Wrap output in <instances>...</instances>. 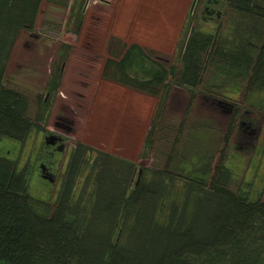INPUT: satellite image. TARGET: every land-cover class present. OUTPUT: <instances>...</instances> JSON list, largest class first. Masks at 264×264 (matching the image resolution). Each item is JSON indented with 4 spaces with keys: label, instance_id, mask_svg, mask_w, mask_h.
<instances>
[{
    "label": "trees",
    "instance_id": "16d2710c",
    "mask_svg": "<svg viewBox=\"0 0 264 264\" xmlns=\"http://www.w3.org/2000/svg\"><path fill=\"white\" fill-rule=\"evenodd\" d=\"M45 1L0 0V139L21 143L38 129L27 117L26 98L4 87L3 76L19 34L33 30ZM68 1L57 4L65 7ZM86 3L72 0L67 32H80ZM205 5H228L247 20L235 26L230 40L191 30L178 68L154 62L136 43L110 42L101 76L157 99L145 151L164 111L169 81L189 92L202 88L207 94L197 95L209 101L217 87L204 83L207 75L222 84L238 81L244 95L264 89V0H205ZM60 66L50 76L48 94L58 88ZM47 102L46 96L42 104ZM231 122L223 147L232 129L236 135L243 129ZM182 124L177 132L183 136L177 133L164 164L155 168L75 143L53 205L30 193L28 166L18 169L16 160L0 155V264H264V193L251 198L240 186L233 190L217 133L204 125L184 132Z\"/></svg>",
    "mask_w": 264,
    "mask_h": 264
},
{
    "label": "rangeland",
    "instance_id": "374dc122",
    "mask_svg": "<svg viewBox=\"0 0 264 264\" xmlns=\"http://www.w3.org/2000/svg\"><path fill=\"white\" fill-rule=\"evenodd\" d=\"M57 2H43L33 30L19 34L3 76L4 87L26 98L27 117L36 122L38 129L21 143L0 139V155L16 160L18 169L30 168L29 191L33 196L53 205L66 161L77 142L139 166L155 168L164 164L167 149L177 133L183 136L177 132L181 122L184 132L198 125L200 129L203 125L210 127L217 133L221 148V137L231 126V120L239 122L244 111L249 112L245 118L254 123L256 131L253 135H236L232 129L222 159L232 172L233 190L240 186L249 191L251 198L264 193V89L244 95V86L238 81L222 84L211 81L212 77L207 75L204 83L217 87L209 92L212 103L197 95L207 94L204 89L189 92L169 81L164 111L156 120L152 145L145 151L144 138L157 99L101 76L112 39L120 45L136 43L151 53L154 62L178 68L180 49L191 30L230 40L235 36V26L246 18L228 5L215 7L214 13L207 14L202 9L205 0H180L177 5L176 0H121V6H114L112 0H87L82 27L74 35L65 29L72 0L65 7ZM139 5L142 12L137 16ZM159 8L164 10L160 15ZM166 18L169 21L165 23ZM161 19L163 23H156ZM62 44L69 48L63 49ZM58 65L60 83L55 92L48 94L50 76ZM191 93L193 98L185 112ZM46 96L48 102L44 105L42 100ZM56 121L70 129L56 127ZM48 132L64 138L63 150L55 154L51 165L45 163L51 181L40 177L38 162L42 138ZM219 154L216 153L213 164Z\"/></svg>",
    "mask_w": 264,
    "mask_h": 264
},
{
    "label": "flooded vegetation",
    "instance_id": "af4514ba",
    "mask_svg": "<svg viewBox=\"0 0 264 264\" xmlns=\"http://www.w3.org/2000/svg\"><path fill=\"white\" fill-rule=\"evenodd\" d=\"M202 9L207 14L214 13L213 7H210L208 5H204ZM238 123L240 127L243 128L241 134L253 135L256 131L254 123L248 118H245V115H241ZM54 125L56 127H61L66 130L70 129L69 125H66L62 122L60 123L56 121ZM63 141L64 138L55 133L48 132L43 136L38 160L41 178L51 181L49 168L46 166L45 163H49L50 165L53 163L52 159L55 157V154L61 152L64 148Z\"/></svg>",
    "mask_w": 264,
    "mask_h": 264
},
{
    "label": "crops",
    "instance_id": "0c3cea01",
    "mask_svg": "<svg viewBox=\"0 0 264 264\" xmlns=\"http://www.w3.org/2000/svg\"><path fill=\"white\" fill-rule=\"evenodd\" d=\"M112 2H113V5H114V6H115V5H116V6H121V5H123V2H121V0H112ZM127 2H128V1H127ZM178 2H180V0H176L175 5H177ZM142 5L145 6V3H143ZM142 5H139V8H138V10H137V12H136V15H137V16H140V15H139V11L142 12V9H141V6H142ZM157 7H158V6H157ZM174 9H175V8H174ZM158 11H159V12H158L159 15L162 14V13L164 12L163 8H162V10L159 8ZM146 21H147V19H146ZM168 21H169V20H168ZM168 21H167V18H166V21L164 20L165 23L168 22ZM156 23H160V24L163 23V22H162V19H161L159 22L156 21Z\"/></svg>",
    "mask_w": 264,
    "mask_h": 264
},
{
    "label": "water",
    "instance_id": "95a60500",
    "mask_svg": "<svg viewBox=\"0 0 264 264\" xmlns=\"http://www.w3.org/2000/svg\"><path fill=\"white\" fill-rule=\"evenodd\" d=\"M220 106H222V105H220Z\"/></svg>",
    "mask_w": 264,
    "mask_h": 264
}]
</instances>
